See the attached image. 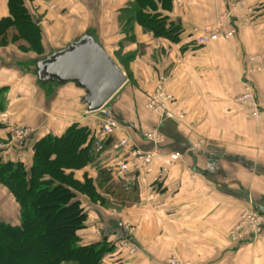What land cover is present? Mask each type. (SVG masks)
<instances>
[{
    "label": "crops",
    "instance_id": "1",
    "mask_svg": "<svg viewBox=\"0 0 264 264\" xmlns=\"http://www.w3.org/2000/svg\"><path fill=\"white\" fill-rule=\"evenodd\" d=\"M8 1L0 0V20L9 17ZM133 1L25 0L42 32L43 57L90 35L125 72L128 82L108 104L121 123L113 141L127 138L150 151L148 134L157 130L164 138L150 176L115 180L105 168L110 159L75 173L81 182L92 180L95 196L81 197L88 220L79 238L115 246L117 256L106 264H170L172 257L191 264H264V225L258 237L230 236L245 211L264 217V0H248L253 13L245 24L242 11L237 36L205 47L196 39L216 24L229 0H171L168 10L159 5L180 26L176 41L137 24L123 32L122 11ZM21 44L0 45V143L9 142L12 126L35 130L24 157L15 146L2 155L30 167L36 140L60 137L73 125L96 134L103 118L100 111L88 113L84 91L75 85L39 82L37 57ZM159 86L173 97L164 118L146 108ZM247 87L261 104L258 120L247 119L249 109L236 102ZM176 153L181 159L172 164ZM0 221L20 224L19 205L3 185ZM123 240L135 249L132 255L119 248Z\"/></svg>",
    "mask_w": 264,
    "mask_h": 264
},
{
    "label": "trees",
    "instance_id": "2",
    "mask_svg": "<svg viewBox=\"0 0 264 264\" xmlns=\"http://www.w3.org/2000/svg\"><path fill=\"white\" fill-rule=\"evenodd\" d=\"M171 3L134 0L122 11L123 32H132L137 24L156 38L176 41L180 26L158 11L159 5L168 10ZM8 7L9 17L0 20V45L25 42L18 48L35 55V63L45 58L41 29L25 0H9ZM94 137L90 128L73 125L60 137L36 140L30 167L24 160L0 159V185L10 191L20 208V224L0 221V264H106L107 257L117 256L115 246L106 239L83 244L78 235L88 220L81 197L95 196L92 180L85 177L81 182L75 173L96 162ZM33 139L15 146L23 157Z\"/></svg>",
    "mask_w": 264,
    "mask_h": 264
},
{
    "label": "built area",
    "instance_id": "3",
    "mask_svg": "<svg viewBox=\"0 0 264 264\" xmlns=\"http://www.w3.org/2000/svg\"><path fill=\"white\" fill-rule=\"evenodd\" d=\"M242 11H247L246 15L248 16L245 17L243 21L247 24L250 22L249 16H252L253 13V9L248 4V0H229L227 11L219 15L215 25L207 26L203 29L202 34L196 39V44L200 47H205L211 43L223 40L225 42L237 36L240 29L238 21L241 20ZM172 100V95L163 86H159L150 97L146 108L152 114L164 118L168 116V106ZM236 102L249 109V112L246 114L247 119L254 121L261 118V104L258 103L248 87L246 93L239 97ZM100 112L102 113L103 124L95 134L93 142L94 155L97 156L96 162L110 159L105 168L115 180L124 179L131 173L145 174L148 176L152 175L154 162L159 156L157 149L164 141L161 133L155 130L148 134L147 139H149L153 145V150L150 151L141 149L134 143H131L127 138L113 141V138L120 130V124L107 106ZM179 118L182 119L183 114H181ZM9 131V142L7 144L0 143V159H2L3 151L7 146L23 145V143L28 142L35 133V130L31 128H21L17 126L10 127ZM124 150L126 153L121 154V151ZM18 157L21 160V155ZM180 159L181 154L179 153L170 156L172 164ZM166 173L167 169H163L158 177L160 178ZM263 225L264 217L254 212L252 209H249L242 214L239 224L231 231V239L233 241H242L249 236L258 237L262 232ZM119 248L122 251L127 250L130 255L135 252V249L131 248L126 240L119 243ZM169 263L191 264L187 261H181L178 257H172Z\"/></svg>",
    "mask_w": 264,
    "mask_h": 264
},
{
    "label": "water",
    "instance_id": "4",
    "mask_svg": "<svg viewBox=\"0 0 264 264\" xmlns=\"http://www.w3.org/2000/svg\"><path fill=\"white\" fill-rule=\"evenodd\" d=\"M35 66L42 84H73L83 90L81 100L88 113L101 111L128 82L113 57L90 35L37 61Z\"/></svg>",
    "mask_w": 264,
    "mask_h": 264
},
{
    "label": "rangeland",
    "instance_id": "5",
    "mask_svg": "<svg viewBox=\"0 0 264 264\" xmlns=\"http://www.w3.org/2000/svg\"><path fill=\"white\" fill-rule=\"evenodd\" d=\"M9 140V139H8ZM3 160V159H2ZM5 160H3V162H4ZM6 162V161H5Z\"/></svg>",
    "mask_w": 264,
    "mask_h": 264
}]
</instances>
